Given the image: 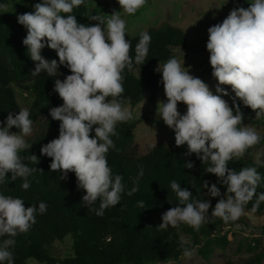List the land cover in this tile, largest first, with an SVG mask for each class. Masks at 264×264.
Wrapping results in <instances>:
<instances>
[{"label": "clouds", "instance_id": "9594fccd", "mask_svg": "<svg viewBox=\"0 0 264 264\" xmlns=\"http://www.w3.org/2000/svg\"><path fill=\"white\" fill-rule=\"evenodd\" d=\"M83 3L84 0H43L33 5V12L20 14L17 20L27 29L23 39L27 54L38 62L33 75H55L60 65L71 72L63 80L55 79L54 91L63 104L51 108L50 115L60 122L59 136L43 145L41 154L51 158V171L63 172L61 179H66L69 172L75 173L78 189L86 193L82 196L84 205L89 208L99 200V208L93 211L102 217L105 209L120 202L124 192L123 177L113 175L107 160L109 149L115 148L111 137L117 135L118 123L135 118L120 99L125 91L123 72L126 68L132 71L134 63H145L151 36L147 31L140 33L133 59L131 42L125 38L126 21L120 11L106 17L92 15L88 18L99 23L86 26L71 14ZM118 3L124 13L134 15L147 0ZM7 7L0 4L4 12ZM207 31L206 49L210 53L212 76L218 81V94H213L202 79L191 75L184 62L182 65L177 58H170L155 69L162 74L167 98V102H158L157 115L174 130L175 145H187L186 155L195 154L203 164H209L206 171L226 185V198L218 200L211 217L228 223L244 214L253 197V212L264 202V193L257 194L262 176L256 167H242L238 172L228 167L230 161L242 157L262 139L254 128L242 123L243 113L235 100L238 98L252 109L256 118L264 116V0H251L247 8H233L221 23ZM45 47L55 50L59 64L41 55ZM221 85L230 86L235 93L234 107L222 98L229 93ZM178 103L187 106L185 114L178 111ZM32 125L26 108L16 115L9 112L6 122L0 125V182L11 173L12 181L23 179L24 190L30 187L28 178L37 171L23 163L20 155L32 146L24 138L32 134ZM13 127L19 133L10 131ZM29 159L38 162L36 155ZM193 166L191 162L185 163L187 168ZM139 174L143 175L142 170ZM203 187L208 188L212 197L221 196L216 184L209 188L205 181ZM171 189L181 206H173L162 214L159 229L165 231L185 224L199 231L210 218V202L192 199V192L176 181L171 182ZM136 191L138 187L134 186L127 194L131 196ZM138 207L145 209V202L138 201ZM46 211L45 202H40L38 208L25 207L21 198L0 194V264H14L10 249L15 246V237L28 232L36 223L37 214ZM179 243L182 255L191 258L195 253V249L188 247L191 241L181 237Z\"/></svg>", "mask_w": 264, "mask_h": 264}, {"label": "trees", "instance_id": "16d2710c", "mask_svg": "<svg viewBox=\"0 0 264 264\" xmlns=\"http://www.w3.org/2000/svg\"><path fill=\"white\" fill-rule=\"evenodd\" d=\"M87 1L84 0V3L74 8L71 13L79 23L86 26L90 21L86 10ZM4 2L5 0H0V4ZM146 31L151 36V42L145 63H134L132 71L126 68L123 72L125 91L120 99L124 105L134 106L141 101L154 105L163 85L162 74L156 72L154 67L173 58L177 50L188 48L184 33L169 24L159 28L150 27ZM26 35L27 29L18 23L17 17L13 29L5 27L0 21V125L6 122L9 112L16 115L20 110L12 89L15 85L20 90L33 94L29 107L30 119L43 121L44 130L38 137L27 142L32 145L31 148L20 153L23 163L37 168L28 178L30 187L24 190L21 187L23 179L12 181L11 173H8L0 182V194L21 198L25 207L34 205L38 208L40 202H45L47 211L37 214L36 223L28 232L15 237V246L10 249L14 264H26L28 260L38 264L166 263L184 257L179 243L183 236L191 241L188 247L195 249L197 254L207 260L216 247H224L227 244L226 236L220 234L221 229L248 227L243 216L228 223L221 218L211 217L218 200L226 198L227 187L217 176L206 171L209 164H203L195 154L186 155L187 145L177 147L157 144L147 153L138 154L132 147L133 129L137 121L117 124V135L111 137L115 148H110L107 153L113 175L123 177L124 192L120 202L105 209L102 217L93 211V208H99V200L89 208L84 205L82 196L86 193L78 189L75 173L69 172L66 179H61L63 172L51 171V158L42 155L40 151L43 145L59 136L60 122L50 115L51 108L63 104L58 93L54 91L55 79L63 80L71 72L64 65H60L55 75L49 76L46 72L33 75L38 62H33L27 54V48L23 44ZM139 39L140 33L128 39L131 42L130 54L133 59ZM41 55L48 61L55 59L59 64L55 50L45 47L41 50ZM236 104L240 106L243 119L256 116L255 112L244 106L239 99ZM94 134L93 131L91 135ZM31 155H36L38 162H32L29 159ZM186 162H191L194 166L187 168ZM228 167L237 172L242 167H256L262 176L257 194L264 193V164L240 157L230 161ZM141 170L142 176L139 174ZM172 181L192 192V199L205 201L207 195L210 196V218L199 231L185 224L178 228L169 227L165 231L159 229L162 214L173 206H181L171 189ZM205 181L208 182L209 188L216 184L221 196L212 197L208 188L203 187ZM134 186L138 187V191L129 196L127 193ZM138 201H144L146 208L138 207ZM255 202L256 197H253L245 206V211L264 216V202L253 212ZM66 238L70 240V253L58 258L53 252L54 244L63 242ZM260 247L258 240L249 244L246 257L237 264H261L264 251H260Z\"/></svg>", "mask_w": 264, "mask_h": 264}, {"label": "rangeland", "instance_id": "374dc122", "mask_svg": "<svg viewBox=\"0 0 264 264\" xmlns=\"http://www.w3.org/2000/svg\"><path fill=\"white\" fill-rule=\"evenodd\" d=\"M249 2L251 0H147L146 5L136 14L128 15L123 12L118 0H88L86 10L90 16L105 17L115 11H120L121 18L126 21L125 38L127 40L150 27L159 28L164 24L180 29L185 35L188 48L177 50L174 57L182 65L184 62L185 68L189 69L191 75L202 79L213 94H218L216 93L218 81L212 76V67L209 62L210 53L206 49L207 30L209 27L221 23L233 8H247ZM4 4L8 6L7 12L1 10L0 21L5 27L13 29L15 18L20 14L33 12V5L36 2L35 0H5ZM97 23L99 21L90 20L87 26H93ZM158 66L156 65L154 69ZM221 87L229 93L228 96H222V98L228 102L229 106H233L235 93L232 92L230 86L221 85ZM12 89L19 109L26 108L29 110L33 94L20 90L15 85L12 86ZM160 101L167 102L163 85L154 105L147 101H141L134 106L124 105L135 117L130 121H137L133 129L132 147L140 155L147 153L157 144L175 145L174 130L168 128L162 118L157 115V105ZM237 101L238 98H236L235 103ZM178 111L181 115L185 114L187 106L178 103ZM242 123L254 128L262 139L257 145L249 148L241 158L264 164V116L244 118ZM32 127V134L24 137L26 142L40 135L44 130V123L40 119H36L33 121ZM19 131L15 127L12 128V132L19 133ZM209 197L207 195L205 201H208ZM242 216L246 219L248 227L235 226L221 229L220 234L226 236L227 244L224 247H216L207 260L195 252L191 258L182 257L178 261L159 264H237L246 257L248 245L253 244L255 240H258L261 245L260 251H264V216L245 210ZM176 231L179 232L178 229ZM53 252L58 258L69 255L70 240L66 238L63 242H56ZM26 264L38 263L28 260ZM261 264H264V259Z\"/></svg>", "mask_w": 264, "mask_h": 264}]
</instances>
